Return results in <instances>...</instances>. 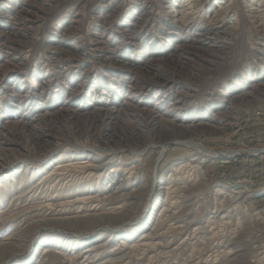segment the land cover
Segmentation results:
<instances>
[{"label": "rangeland", "instance_id": "374dc122", "mask_svg": "<svg viewBox=\"0 0 264 264\" xmlns=\"http://www.w3.org/2000/svg\"><path fill=\"white\" fill-rule=\"evenodd\" d=\"M263 125L264 0H0V264H264Z\"/></svg>", "mask_w": 264, "mask_h": 264}, {"label": "bare ground", "instance_id": "6f19581e", "mask_svg": "<svg viewBox=\"0 0 264 264\" xmlns=\"http://www.w3.org/2000/svg\"><path fill=\"white\" fill-rule=\"evenodd\" d=\"M177 7V6H176ZM175 7V8H176ZM185 14V13H184ZM70 82V81H69ZM137 85L138 84H136V87H137ZM138 88L140 89H142V87L141 86H139L138 85ZM75 90V89H74ZM73 90V91H74ZM139 91V90H138ZM156 91V90H155ZM167 91V90H166ZM171 92H173V91H171ZM136 95L137 94H134L133 96H130L129 97V101H127V102H125V103H121L120 104V102H116V103H114V106L113 107H107V108H104V107H102V108H98V109H95V111H93V113L94 114H96L97 113V115L99 116V117H102V118H104V119H106V120H113L114 118H116L117 116H118V114L121 112V111H129L130 110V106H131V104H133V105H135V101H134V98H136ZM72 96V95H71ZM105 96V95H104ZM165 98V97H164ZM108 99V98H107ZM126 99V98H125ZM148 99V98H147ZM147 99H146V101H147ZM75 100V99H74ZM111 100V99H110ZM116 100V99H115ZM70 101V100H69ZM113 101V100H112ZM180 102V101H179ZM71 103H73V102H71ZM170 103H171V106H172V108H173V112L175 111V110H179L178 108H177V105L176 106H174V101H173V98H170ZM74 104V103H73ZM108 104V103H107ZM110 104V103H109ZM113 104V103H112ZM97 105H99V103H98V98H97ZM119 105V106H118ZM140 105V104H139ZM34 106V105H33ZM136 106V105H135ZM164 106H165V101H164V99L162 100V101H160L155 107H152L151 105L149 106L148 105V103H145L143 106H140L139 108H140V111H142L143 112V114L146 116V117H148L149 119H151L152 121H155V122H161V121H164V122H166V123H169V124H171V125H173L174 127H179V128H183V126L182 125H180L179 123H177V121L175 120V117H176V115L177 114H173L172 113V110L171 109H166V113H162L163 115H168V114H170V113H172L173 114V116H174V118H172V119H167V118H164V116L163 115H161L160 114V110L161 109H164ZM133 107V106H132ZM166 107V106H165ZM65 108H69V107H67V106H65L64 107V109ZM70 109V108H69ZM159 110V111H158ZM72 112L73 113H75L73 110H72ZM16 114V113H15ZM96 116V115H95ZM180 118V117H179ZM176 119H177V117H176ZM21 126H25V127H27V126H29V124H27V123H19ZM35 140L37 141V140H43L42 139V136L41 135H38L36 138H35ZM5 142V141H4ZM176 142H178L179 144H181V145H185V146H187V147H189V148H192L193 150H195L196 151V153L197 154H200V155H204V156H209V157H220V158H222V157H226V158H230V157H232L233 155H237V154H239V153H241L242 151L240 150H237V151H221V152H219V151H216V150H212V149H210V148H207V147H205L204 145H202V144H200V143H198V142H196V141H193V140H191V139H186V140H177ZM37 143H39V142H37ZM169 144V142H166V143H163L161 146H160V152H159V155H158V159H163V157L165 156V153L167 152V150H168V145ZM72 147L74 148V150H77V151H83V152H90V151H97V150H101V151H103V152H106V151H111V152H114V153H116V151L115 150H113L112 148H110V147H108V148H105L104 150L103 149H101V147L100 146H97V145H95V146H91V147H89V146H85V145H81V144H72ZM6 149V148H5ZM107 149H110V150H107ZM148 149H149V147H145L144 149H142L141 151H139V153H138V156H140V155H143V154H145L147 151H148ZM73 150V149H72ZM73 150V151H74ZM262 151H264V147H261V148H257V149H253V150H249V152L248 153H250V154H256V155H259L260 154V152H262ZM114 155V154H113ZM50 159V158H49ZM112 159V158H111ZM157 159V160H158ZM6 159H3L2 157H0V168H6V169H8V168H10V164L11 163H7L6 161H5ZM25 161H28L27 159H25ZM48 162V160L47 161H44V163H47ZM161 162V161H160ZM83 163H85V162H83ZM29 165H30V163H29ZM69 165H72V163H69ZM134 166H132L133 168H135L136 166V164H133ZM133 168H132V173H134V171L135 170H133ZM100 169V168H99ZM17 172H18V170L17 169H15ZM122 186V184H119V187H121ZM236 189H237V187L236 188H234L233 190H234V194H240V193H242L241 191H236ZM151 209H152V205H150V206H146V208H145V210L143 211V218H142V215H141V217H140V220L143 222V223H146L147 222V220H148V218L150 217L149 216V214H150V212H151ZM105 229H109V227H105ZM114 230H116L115 228H113V230L112 231H114ZM89 238V237H88Z\"/></svg>", "mask_w": 264, "mask_h": 264}, {"label": "crops", "instance_id": "0c3cea01", "mask_svg": "<svg viewBox=\"0 0 264 264\" xmlns=\"http://www.w3.org/2000/svg\"><path fill=\"white\" fill-rule=\"evenodd\" d=\"M252 133H255L256 136H261L262 139H263V143H264V125L258 127V128L255 130V132H252ZM260 158H263L261 162H262V166L264 167V153L260 154Z\"/></svg>", "mask_w": 264, "mask_h": 264}, {"label": "water", "instance_id": "95a60500", "mask_svg": "<svg viewBox=\"0 0 264 264\" xmlns=\"http://www.w3.org/2000/svg\"><path fill=\"white\" fill-rule=\"evenodd\" d=\"M264 153V151L260 152V154ZM161 161V158L157 160L156 165H155V169H154V182H153V190H154V185H155V180H156V176H157V172H158V167H159V163ZM153 193V191H152ZM135 223V222H134ZM134 223H126V224H134ZM124 224V225H126ZM123 225V226H124Z\"/></svg>", "mask_w": 264, "mask_h": 264}, {"label": "built area", "instance_id": "2783aa9c", "mask_svg": "<svg viewBox=\"0 0 264 264\" xmlns=\"http://www.w3.org/2000/svg\"><path fill=\"white\" fill-rule=\"evenodd\" d=\"M260 115H257V117L259 118ZM232 127H234L236 129V131H238L239 129H241L244 125V122L243 121H237L235 120L232 124H231Z\"/></svg>", "mask_w": 264, "mask_h": 264}]
</instances>
